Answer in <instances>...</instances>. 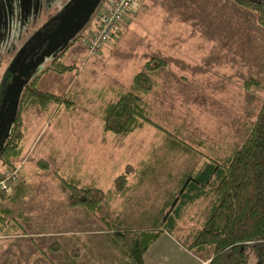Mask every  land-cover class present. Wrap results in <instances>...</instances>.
Returning <instances> with one entry per match:
<instances>
[{
  "label": "rangeland",
  "instance_id": "374dc122",
  "mask_svg": "<svg viewBox=\"0 0 264 264\" xmlns=\"http://www.w3.org/2000/svg\"><path fill=\"white\" fill-rule=\"evenodd\" d=\"M103 1L0 0L2 134L11 126L24 85L33 79L38 90L72 102L70 108L49 104L45 111L20 106L23 152L13 162L29 192L20 203L0 200L1 222L14 226L0 233V264H70L68 249L75 264H112L109 234L117 227L147 228L150 217H160L166 195L179 187V175L197 168L201 155L220 158L239 149L264 98V30L255 12L231 0H136L119 33L88 56L81 35ZM80 8L92 14L81 29L70 22L71 12ZM148 58L159 61L154 85L143 97L150 124L126 136L101 133L104 105L115 100L116 90L128 89ZM56 61L72 70L53 72L50 63ZM160 130L180 136L196 156L165 157L153 177L94 214L65 206L59 177L106 190L127 166L135 167L151 152L161 155ZM205 204L197 201L177 222L170 234L175 241H192ZM209 253L190 254L199 259ZM179 261L173 255L160 263Z\"/></svg>",
  "mask_w": 264,
  "mask_h": 264
},
{
  "label": "trees",
  "instance_id": "16d2710c",
  "mask_svg": "<svg viewBox=\"0 0 264 264\" xmlns=\"http://www.w3.org/2000/svg\"><path fill=\"white\" fill-rule=\"evenodd\" d=\"M231 1L255 12L256 21L264 30V0ZM120 29L121 27L116 34ZM158 63L157 59L148 58L143 62L142 69L131 76L128 89L115 91V100L106 103L101 111L98 122L101 133L114 137L126 136L150 124L143 97L154 85L153 72L158 68ZM49 69L56 73L70 72L72 66L56 61L50 63ZM34 81L33 79L24 85L11 126L4 135L0 131V138L3 140L0 145V176L15 166L13 161L23 152L24 128L19 120L21 104H33L43 111L49 104L62 108L63 105L65 108L72 106L71 100L66 96L39 91ZM161 132L158 146L161 155L156 157L151 152L135 167L127 166L125 171L114 176L113 185L106 190L96 187L92 182L82 185L71 176L59 177L60 188L67 192L65 206H78L85 212L94 214L102 205L124 197L128 191L153 177L157 164L164 162L165 157L180 154H187L189 158L196 156L197 152L190 144L183 142L180 136ZM125 172L131 174L133 183ZM183 172L182 178L179 175L178 181L181 182L177 190L166 195L167 198L163 201L165 206L159 218L150 217V221L144 225L148 227L141 230L123 232L117 227L109 234L108 250L114 255L112 264H143L142 253L158 234H171L177 222L199 200L206 202V213L192 241L188 245L181 244L184 250L193 254L208 250L210 255L201 256L204 264H264V98L255 114L248 137L239 149L234 148L220 158L211 153L201 155L197 168L191 166ZM18 178L20 175H17L11 195L4 196L0 193V200L20 203L28 194L29 188ZM127 181L130 183H125ZM143 217L146 218L145 215ZM2 218L0 214V233L2 228L14 227L6 226V223L1 222ZM99 220L106 223L104 218ZM51 247L52 245L48 249ZM71 252V249L67 250L66 260L75 264Z\"/></svg>",
  "mask_w": 264,
  "mask_h": 264
},
{
  "label": "built area",
  "instance_id": "2783aa9c",
  "mask_svg": "<svg viewBox=\"0 0 264 264\" xmlns=\"http://www.w3.org/2000/svg\"><path fill=\"white\" fill-rule=\"evenodd\" d=\"M136 0H104L94 17L92 29L81 38L86 55L99 52L103 44L116 34L123 21L133 14ZM18 166L8 169L0 176V193L11 191L17 181Z\"/></svg>",
  "mask_w": 264,
  "mask_h": 264
},
{
  "label": "crops",
  "instance_id": "0c3cea01",
  "mask_svg": "<svg viewBox=\"0 0 264 264\" xmlns=\"http://www.w3.org/2000/svg\"><path fill=\"white\" fill-rule=\"evenodd\" d=\"M73 9H75V7H73L72 10ZM93 11H92V13H93ZM90 13L91 12L88 11L87 14H84V12L81 11V8L77 12H74V13L71 12L70 22L72 21L71 23H73V25L75 27L81 29V27L82 28L84 27L85 21L88 20L90 16L92 17V14H90ZM70 22H69V24H70ZM93 24L91 25V27L89 28V30L87 32H84L82 30V32H84L83 35H85L86 33H88L92 29ZM83 35H81V36H83ZM72 42L69 41L64 48L71 45ZM70 50H74V49H70ZM83 50H84V47H83ZM84 52H85V50H84ZM156 242H160V245H157L154 249L151 250V247ZM148 250H151V252H149ZM173 255L177 256L178 261L180 260L179 261L180 264H204V262L202 261V258H199V259L196 258L195 259V257L193 255H191L190 252L184 250V248L181 246L180 242L175 241L174 238L172 237V235L167 234L165 232H161L158 234V236L155 238V240L142 253L141 259H142L143 264H147L148 262H149V264H161L160 262H162L164 260L166 262H168L170 258H173Z\"/></svg>",
  "mask_w": 264,
  "mask_h": 264
}]
</instances>
